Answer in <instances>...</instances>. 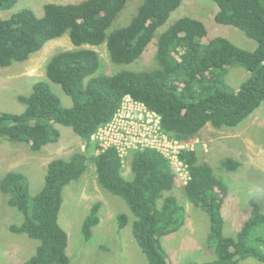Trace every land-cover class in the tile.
I'll return each mask as SVG.
<instances>
[{
	"label": "trees",
	"instance_id": "1",
	"mask_svg": "<svg viewBox=\"0 0 264 264\" xmlns=\"http://www.w3.org/2000/svg\"><path fill=\"white\" fill-rule=\"evenodd\" d=\"M17 1L0 0V13ZM128 1L49 2L44 5L43 16L28 8L8 17L0 14L1 67L27 61L49 41L66 34L75 46L55 53L46 67L47 79L61 86L72 105L64 106L48 81H36L30 94L18 97L25 104L23 112L0 111V142L23 141L39 151L60 139L56 127L60 124L72 127L90 147L93 134L114 118L126 96L158 114L162 131L181 141L195 136L208 124L237 127L262 105L264 0H212L218 5L215 21L233 25L255 39V50L243 49L222 36L204 41L206 24L192 16L176 20L153 43L156 32L183 0H144L128 25L109 31ZM104 43L111 60L119 64L137 61L155 44L158 67L97 74L101 68L99 53L86 46ZM233 66L249 72L237 89L226 81ZM181 155L190 173L186 183L177 181L167 157L153 148L132 151V179L124 175V163L115 147L90 156L78 151L70 158H53L44 184L35 194L30 192L23 173L7 172L0 179V191L23 215L21 224L13 223L9 229L38 241L34 254L23 264H69V237L59 222L63 190L82 176L90 161L99 184L124 199L134 214L133 236L149 264H172L162 237L181 229L186 221L185 205L171 193L176 187L207 212V244L216 254L214 260L189 264H239L247 258L264 262V213L259 205L252 199L251 214L240 231L236 236L225 235L222 209L229 194L227 184L211 165L199 162L196 151L184 149ZM223 165L235 170L239 163L226 158ZM99 209L97 202L84 219L86 241L100 221ZM118 220L124 227L128 217L120 214Z\"/></svg>",
	"mask_w": 264,
	"mask_h": 264
},
{
	"label": "rangeland",
	"instance_id": "2",
	"mask_svg": "<svg viewBox=\"0 0 264 264\" xmlns=\"http://www.w3.org/2000/svg\"><path fill=\"white\" fill-rule=\"evenodd\" d=\"M82 0H18L10 9L1 11L2 17H8L23 8L43 16L44 5L49 2H78ZM144 0H129L114 21L109 31L128 25ZM218 5L212 0H183L178 9L172 12L167 22L156 32L159 34L181 17L192 16L202 20L207 27L205 40L222 36L246 50H255L258 42L249 38L239 28L215 21ZM96 50L101 59V68L97 74L111 75L122 70H151L158 67L156 46L152 44L145 54L131 64H119L111 60L106 43L98 46H86ZM68 34L49 41L40 51L34 53L25 62H15L11 66H0V111L21 113L25 104L19 95H28L38 80H46L52 90L61 98L64 106H71V98L60 85L47 79L46 67L50 58L57 52L73 49ZM249 72L242 66L229 69L226 81L237 89L248 78ZM61 132L57 142L49 143L39 151L31 149L23 141L2 139L0 142V179L9 171L23 173L29 180L32 194L43 186L50 160L56 157L70 158L78 151L95 155L101 150L98 140L91 138L88 147L70 126L57 124ZM185 148L196 151L200 163L212 166L215 174L222 178L229 189L223 206L225 219L223 232L236 236L245 220L251 214L253 199L264 213V102L240 125L234 128H216L206 125L195 136L183 141ZM226 158L239 163L235 170L223 165ZM132 152L122 155L123 173L133 178L131 171ZM177 181L184 178L174 171ZM179 185V184H178ZM186 207L184 226L162 237L163 247L172 264L205 262L216 258L214 247H209L207 239L210 232V219L206 211L191 203L181 188L171 191ZM168 194H170L168 192ZM100 203L99 223L93 227L92 237L86 241L82 226L85 217L95 203ZM126 214L128 222L120 227L118 217ZM134 214L121 197L104 189L98 182L96 168L89 162L82 176L69 183L63 190V202L59 222L68 233L67 253L69 264H149L145 254L133 236ZM23 215L8 204V196L0 191V264H23L35 252L38 241L25 233L14 234L11 224H21ZM239 264H264L253 258L242 260Z\"/></svg>",
	"mask_w": 264,
	"mask_h": 264
},
{
	"label": "built area",
	"instance_id": "3",
	"mask_svg": "<svg viewBox=\"0 0 264 264\" xmlns=\"http://www.w3.org/2000/svg\"><path fill=\"white\" fill-rule=\"evenodd\" d=\"M92 139L98 140L101 146L99 152L115 147L121 157L125 152L135 149H156L167 157L173 171L184 178V183L190 178L188 167L181 155L184 149H188L183 141L162 131L159 115L130 96L124 98L114 118L101 126Z\"/></svg>",
	"mask_w": 264,
	"mask_h": 264
}]
</instances>
